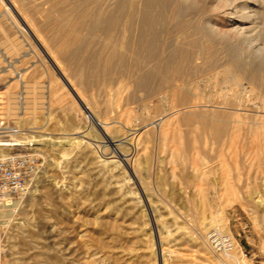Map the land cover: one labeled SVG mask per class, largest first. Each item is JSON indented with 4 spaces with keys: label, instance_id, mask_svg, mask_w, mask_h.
Segmentation results:
<instances>
[{
    "label": "bare ground",
    "instance_id": "bare-ground-1",
    "mask_svg": "<svg viewBox=\"0 0 264 264\" xmlns=\"http://www.w3.org/2000/svg\"><path fill=\"white\" fill-rule=\"evenodd\" d=\"M31 3H32V0L31 1L30 0L29 1L28 0H0V33L6 36L5 33H6V30L8 29V30H14L15 34L19 33L20 36L22 35V31H24L25 33L27 32L26 34L29 33L33 37H35V41L37 42L36 48L39 47L41 49H44L45 51L44 55H46V57L48 58L49 64L51 63L52 69L59 74V77H61L60 80L62 81V83L64 81L67 88L75 95V97L77 98V101L79 102V105H81L83 112L87 114L86 118H89L91 122L95 124V126L104 136V138L107 139L108 144L117 146V150H115L114 155L111 158L106 159L105 156H103L105 159L104 158L99 159L98 157L97 159L99 161H96L97 159L95 160V162L98 163V168L101 171L105 172L106 174V177L102 179L104 180L103 182L106 183L105 185L106 190L103 191L105 193L103 194L104 196L103 195L102 196L103 197L107 196L106 197L107 199L113 198V204H106L107 206L104 208V211L101 214L97 215L95 219L97 223L96 225L97 231L95 232V237H92L90 232L87 229H84L85 227L83 229L81 228L80 234L79 233L77 234L79 235L78 237H79V240L82 246L81 249L83 250L81 252H82V255L84 256L82 258L83 261H80V262H76V260L74 259L75 257L74 258L72 257L76 262L75 264H170V259L172 258V255H174L173 254L174 251L171 250V244L175 243V245L179 246L180 244H184V243H189V244L192 243L198 248L197 250L199 252L208 251L207 249H210V247L207 244L205 235H206V232L210 230V228L214 230H218L219 232L223 234L230 235L229 221L224 211L221 213V215L219 214V216L218 215H215V216L212 215V217L210 216L209 219L208 217L206 218L204 214L199 215L198 213V215L194 219L193 225H191L192 229L189 230V232L184 231L183 228H180L178 226L179 221H178V218L175 216V214L173 215L172 213H170V219H169L171 222L170 223L171 225H170L169 222L167 221L168 218L165 219V216L164 218H162L163 216L162 217L159 216L158 212L160 210L158 208H155L158 210L150 209L147 212L146 207H148V205L152 206V204L150 203H153V202H150V198L148 199L146 197V191H147L145 187L146 181L144 182V179L142 177L143 174L141 175V168H140L141 166L139 167V164H137V161H136L137 159L140 158V156L137 155L139 154L138 146L140 145L139 144L140 138L134 139V136L137 134L139 136L143 134L147 135L146 132H149V129H146V127H148L149 125L144 126V129H139L137 131L134 129H131V130L136 131V133L141 131L140 133H137V134L133 133V138L127 139L128 136L122 138L121 134L127 135V133L129 132L128 130L126 131L122 130V132L124 131V133L119 134L121 135V137H118L117 133L121 131L122 127L121 128L119 127L120 131L117 132L116 129L118 128H115V127H118V126H115L112 128L110 127L111 126L110 123H108V121L112 118L109 119V117L108 118L105 117L104 118L105 120L106 119L107 120L109 119V120L102 121L101 119H99L100 118L99 116H98L99 118L95 116L97 114L92 113L94 109L91 108V106L93 105L95 106L97 104L96 100L92 98L91 99L92 103L91 102H90L91 104L87 103L84 99L85 97L84 95L86 93L84 92L85 94L83 95L82 94L83 92H81V91L86 90V88L89 85L88 83H90L88 81L83 82L84 81L83 78H86L87 80V78H89L90 75L89 73L88 74L83 73L80 70L81 68H78L76 66L74 67L73 63H71V62H74L75 60L74 58L76 57V55H78L77 50L75 51V49L73 48V43L71 42L73 40H74L73 42H78V41L81 42V39H82V42L85 48L88 49V51L93 50L98 53L97 60L96 59L94 60L98 61L99 65H101L99 68L102 67L101 70L103 69L102 74L99 76L100 77L99 84H101V87L102 86L106 87L107 84L109 83V80H112L110 79L111 78L110 66L113 63H115L114 66L116 65V68H118L117 72L115 73L116 75L115 79L117 78V75H120V76L125 75V77L127 76L128 78L129 77L128 72H126L127 74L126 73L122 74V72L124 71V69L127 71L130 68L131 72L129 70L128 71L131 73L130 74L131 78L130 77L129 78L133 80L134 85L137 87L139 86L142 78H144L145 81H148L149 79L152 80L151 78H149L150 76L148 75L149 71L148 72L145 71L146 73L143 76L140 75L139 72H140L141 66H143V69L152 67L151 70L153 69L154 71L153 72L154 75L152 73L153 77L163 76L162 79L164 78L163 79L164 84H166L167 86L168 85L170 86L169 87L170 89L169 97L170 98L169 97L168 98L173 104L172 105L171 103H169L172 106V110H173L172 113L175 117L180 118V120L184 122L183 124L188 128V130L184 133L182 132L180 133V130H179V133L176 135H174V132L176 133V131L173 130L172 133L174 137H172L168 135L170 134L168 130L170 128V125H169L170 123L168 122V120H165V121L161 120L159 121L160 125L158 126V129L156 131L154 130V133L152 134L153 136L155 135L157 139L159 138L163 140V142H166L167 140H169V136L172 137L170 138L171 141L175 137L178 138L179 143H181L179 139H183L184 143L183 142L181 143L182 147L180 144L178 145H180V148H181V155H183V157L186 156L184 157L185 159L183 158L184 160L186 159L191 160V161L194 160L193 152L195 151V149H198L197 144L199 141H202L203 143H205L206 140H209V142L210 143L212 142V144H215V143L218 144L220 140H221V143H223L224 140L222 141V139H225V140H228V143L229 142L233 143L238 138L237 134L239 136H242V134L244 133L243 134L244 136L242 137H244L245 139V144L243 145L244 146L246 145L245 148L247 147V154L250 156V158L253 161L254 159L252 155L250 154L251 153L250 151L252 150V148L254 150V147H256L257 148L256 150L258 151L257 152L258 160L261 163L264 161V0H55V2L52 3L51 5L52 7L51 9H49V11L45 10L44 12L43 10V12H41L39 15L37 12L40 11V9H37V11H35L34 8L30 6ZM64 5H67V9L62 8V6L64 7ZM41 8L43 9V6ZM50 16H54L56 17V19H54L49 25L48 22L53 19V17H50ZM35 17L39 19L44 18V22L46 19L45 23L49 25V28L44 26L46 27L44 30L43 27L42 28L40 26L37 27L35 22H37L38 24V21H42L41 23L39 22L40 24H42L43 20L36 19L38 21H35L34 19ZM47 19H51V20L47 22ZM189 20H191V22ZM164 21L167 23V25H169V28L178 27L176 29L181 30V31L180 30L178 31L179 38L176 37L178 39L174 43H170V44L167 43L166 38H165V41L162 40L163 42L157 41L158 38L156 37L157 33L155 32V30L158 26L162 25L161 23H163ZM195 22H197L198 25ZM48 29L51 30V33H53L56 37L54 35L53 36L56 39H58L57 42L59 45L55 43L54 41H53L54 43L52 44L54 45L57 44V47L60 46L59 50H63L60 48L61 46H64L66 43L64 42V39H67L65 36L69 37L68 39H72V41L71 40L67 41V43L69 42L71 44L69 46V49H72V48L74 49L70 57V59L72 58L73 60L67 63V65L69 64L68 67L67 65L63 66L66 61L65 62L63 60L61 61V59L56 57L57 53L55 52H58L59 51L58 49H55L56 51L54 52L51 49V52H50V47L44 46L46 38L44 37V35H41V34L43 30L46 31ZM176 29H173V30H176ZM191 30L196 31V33H198L200 36L199 37L200 46L198 45L199 49L197 48V50L195 49L196 48L195 39L193 38L194 40L192 39V41L187 40L189 39V36H187L186 33H189V32L193 33V31ZM179 32H183L184 36L180 35ZM196 33H193V34L197 36ZM3 35H2V42L4 43L5 46L3 45L4 47H2V49L6 47V53L11 52L12 50L14 52V50L16 49L20 50L22 47H26V46H29V48L33 50V48L29 45L30 44L29 40L27 41L25 37H24V40H22V42H18L16 40L8 42L9 39L4 38ZM18 35L16 37H19ZM176 35H177V32H176ZM180 36H183V37H180ZM51 37H52V34L50 38ZM54 37L53 39H55ZM43 38H45V40ZM53 39H50V40L52 41ZM23 42H25V45H22ZM48 43H51V42H48ZM48 43H45V45H47ZM214 46L219 48V54H221L222 57L225 56L226 60L224 59L223 60L224 62L222 61L223 63L220 64L218 68L216 67V70H213L214 72L217 71L215 72V74L212 71L213 76L211 75V77L212 78L214 77L213 78L214 81L216 80V83L218 84L220 83L223 86L224 84L226 86L228 84L230 86L229 89L231 92L230 94L231 98L229 97V100L233 101V104L230 101L231 104H228V105L202 106L200 104L201 105L200 106L198 104L200 103L199 101H201L202 96H200L199 98V94H198L199 92L197 93L198 95H194L196 93L192 94V96L194 95L195 98L194 97L192 98V96L189 97L188 94L190 92H187L185 90L186 86H183L181 84L177 85L176 82L179 81L181 77L184 80L185 79L184 77L189 76L188 73L190 72V69L191 70L194 69L193 70L194 74L197 73L198 69H202V72H203L204 66L208 62L207 60L211 57L210 56L209 58H207V54L208 53L210 54L209 51L213 49ZM46 49L49 51V53L48 51H46ZM194 50H196V52ZM71 51L72 50H70L69 52ZM52 52L55 54H53ZM153 53H156L155 56H152ZM59 54H61V52ZM83 57H86V55ZM86 59L88 58L86 57ZM40 60H41V57H40ZM198 60H201L202 62L198 63ZM68 61H69V58L67 62ZM209 62H212V60L211 61L209 60ZM94 63L92 64L89 63L88 65L85 64V66L86 68L94 67L95 69V65L97 64L93 65ZM125 65H127V67L129 68L126 69ZM7 67H10V65H8ZM113 68L116 69L115 67ZM164 69L166 70L163 72ZM4 71L8 72L9 70L3 69L2 72ZM98 71H100V69ZM113 71L115 72V70ZM97 74L99 73L97 72ZM48 75H49V82L47 81V83L49 85V89L47 90L49 91V93L48 92L47 93L49 97H48L47 103L43 102L45 101L44 99H46L47 97V96L45 97V92H42V89L40 88L41 86L38 88L36 84H32L36 86L34 87L32 85H28L26 82L27 85L26 84L23 85V91L21 93L19 92L17 95L13 87H10V88L6 87L4 91H2L0 88V120L2 119V117L15 116L16 113L17 115H24V114L34 115L38 113L39 111H43V110L48 111L49 113L50 104H52V102L54 103L57 102V104H61L62 101L64 100V96H63L64 93L62 92L63 95L59 93L60 83L58 84L57 79H53L49 73ZM17 76L20 77V78L18 77V80L21 81L22 75L16 74V77ZM195 77L197 76L195 75ZM211 77L210 79H212ZM127 78H125V81L127 80ZM197 78H195V80ZM121 79L119 78V80ZM123 80L124 79H122V81ZM74 81H76L78 85L74 83ZM125 81H123V83ZM128 81H130L129 83H132L131 80L128 79ZM196 81L195 83H197ZM192 83H194V81ZM192 83L190 85H192ZM245 84H247L248 86L244 87ZM48 85H46V88ZM189 89H192V88L189 86ZM140 91L143 92V90H140ZM160 91L162 90L160 89ZM166 92L168 93V90ZM246 93H248V95L245 96V101L248 102V101H251V99L254 100L253 102H256L255 100L259 101L258 105L254 103L257 105L254 107L256 109V112H252L251 110H249V107H248L249 105L244 104L243 96L246 95ZM105 94L106 93H104L103 96H105ZM90 95H94V94H90ZM112 95L114 94H111V96ZM166 97L167 96H165V98ZM197 98L200 99L198 101L199 103H197V105L195 103L192 105L193 101L196 100ZM74 99H73V102H74ZM108 99L109 98H106V100ZM103 100L105 99L103 98ZM108 101H106L107 103H105V101L102 102L104 103L103 106L110 104V106L109 105L108 106L111 108L113 104L109 103ZM73 102H72V105L75 104ZM53 106L55 105L53 104ZM240 106L242 107V110L240 109ZM105 107L107 106H104V108ZM109 107H107V109ZM238 108L240 110H238ZM70 109L72 110L71 107ZM90 109H93V110L91 111ZM97 109L99 111L101 107L100 109L99 108ZM113 109H110V110L112 111ZM74 110L76 109L73 108V111ZM104 110H103L104 113L99 112L100 116L101 115H103V117L104 115L109 116L113 112L114 114H116L115 113L116 110L113 112H110V110H108L110 114L106 110V108ZM96 111L94 110L95 113ZM107 112L108 114L106 115ZM122 115L125 116L124 113ZM129 115H130L128 117L129 119L127 117L126 118L128 119V121H131L132 119L131 113H129ZM115 116L114 118H116ZM21 118H23V116ZM24 118H27V117L25 116ZM144 119L143 121H140V122H145ZM177 121L179 122V119ZM109 122H112V120ZM145 123L143 124L145 125ZM153 123H156V122H153ZM124 125L127 126V122ZM24 126H25V122H24ZM130 126L132 125L130 124ZM140 126H141L140 124H139V127L136 125L137 129L141 128ZM128 127L129 126H127L126 128ZM148 128H150V126ZM114 129L117 132L115 133L117 135L116 138H114L113 135L115 134L112 132V130L115 131ZM77 130L74 134H79V133L81 134V127H79V129ZM132 132L133 131H130L129 133L132 134ZM239 132L240 133L243 132V133H241L240 135ZM30 133H32V131H30ZM111 133L113 134L112 135L113 137H111ZM21 135H14L12 141L20 142L24 149L27 148L29 143H31L33 147L36 144L40 145L41 142L43 143L45 141V140L42 141L43 139H41V140H36L35 142L33 139H30L28 136H23V135L21 136ZM242 137H241V140L243 141ZM73 141L74 139H69V141L67 142V145L65 144V142H60L59 147L63 148V145H66L69 147L70 150L79 149L80 151L81 149L79 148L80 142L74 143ZM1 142H3V140H0V157L8 155L11 152L10 148L6 147L7 145ZM84 145L87 146L86 143ZM84 145L82 144V146ZM128 145L133 147V150H134L133 156L128 155V154L126 155L124 153V152L129 151V148L127 147ZM229 145L231 146L232 144H229ZM88 146L92 147L90 144ZM88 146L85 149L82 148L84 150L82 152V155H85L87 157V160L91 161L94 159L92 156L94 154V151L92 150V148H89ZM69 149L66 150L65 148L66 155L68 152L70 153ZM36 150L37 149L34 148L32 151H36ZM177 151L179 153L180 150L178 149ZM196 152L198 151L196 150ZM130 153L131 152L129 151V154ZM111 154L113 153L110 152V155ZM179 155L180 154H178V157ZM94 156L96 157V155ZM137 156L139 158H137ZM191 161H188V162L191 163ZM261 166L262 164H260V167ZM66 167L68 169V166ZM260 171H262V174H264L263 166L261 167ZM196 172H200L199 176L201 175L205 176L208 174H212L213 171L208 170L204 172V171L199 170ZM128 173L131 175V177H133V180L135 183H131L133 182V180L132 178L129 177ZM81 177H84V176L81 175ZM82 184H83V181H82ZM134 184L135 186L139 187V189H141V192L143 193V197L142 196L138 197V193L134 192V190L136 191V187H132ZM78 192L79 191H77L76 193ZM81 195L82 193L79 194L80 198L85 199V196L81 197ZM232 196H236V195L234 194ZM141 197L143 198V200L141 199ZM239 200L241 202L242 207L245 209H248L250 207L254 208L256 207L255 206L256 204L258 205L261 202L260 200L255 201V198H248V197H244ZM232 202L233 201L231 200V204ZM10 203L11 202L7 203L5 207L7 208V205H9ZM262 207H264V205ZM150 208H154V207L152 206ZM135 212L137 213V216L139 217L142 214L145 216V218L150 217L149 219L148 218L146 219L147 223L143 220L145 222V225H143V228L140 227V225L138 228L133 227L134 226L133 219L135 218L132 217V214ZM169 212H170V209H169ZM5 213H7V211H4V217H7ZM150 222L153 223V227L150 224ZM4 224L7 225L8 221H5ZM172 225L174 226V229L173 228L171 229ZM154 230L158 236L157 243L159 245V248H156L155 244L151 243V240H150L151 235L154 234L152 233V231ZM54 239L56 238L54 237ZM142 241L145 246L144 248H142L143 250H141L140 252V249H139L140 247L138 248V243ZM164 245L165 247L166 246L167 247L164 248ZM210 251L212 252V254L211 252L210 253L202 252V254L199 257L200 260H203L207 263L209 262V264H252L246 260L245 255L242 252V248L239 245H236L235 250L230 254H215L211 249ZM209 254H211L212 256ZM221 258H223V260ZM143 260L146 262L143 263ZM21 264L23 263L21 262ZM38 264H45L44 259L43 260L41 259V261H39Z\"/></svg>",
    "mask_w": 264,
    "mask_h": 264
},
{
    "label": "rangeland",
    "instance_id": "rangeland-1",
    "mask_svg": "<svg viewBox=\"0 0 264 264\" xmlns=\"http://www.w3.org/2000/svg\"><path fill=\"white\" fill-rule=\"evenodd\" d=\"M53 2H55V0H47V2L46 0H32V3H31L32 5L30 4V6H32L35 11H37V9H40V11L37 12L39 15L41 12H43V10L44 12L45 10L49 11V9H51L52 7L51 5ZM42 6H43V9L41 8ZM62 8L67 9V5H64V7L62 6ZM36 17L34 18L35 21L43 20V23H42L43 25L40 24L42 21H38V24L37 22H35V24L37 25V27L38 26H40L41 28L43 27L44 30L46 27L49 28L50 23L54 19H56V17L50 16V17H53V19L52 18H51L52 20L47 19V22L51 20L48 22L49 24L48 25L47 23H45L46 19L44 22V18L39 19ZM189 21L191 22V20ZM161 24L162 25L158 26L159 28L157 27L155 30V32L157 33L156 37L158 38L157 41L158 42H161L162 40L165 41V38H166L167 43L169 44L174 43L179 38L178 31L180 29L177 30L176 28L178 27L169 28V25H167L165 21ZM167 26L169 29L167 28ZM173 29H176L177 31ZM44 30H43L44 33L42 32L41 35H44V37L46 38V41L49 40L48 42H51V43H48L45 41V43H48V44L45 45L44 43V46H47V47L49 46L50 52H51V49L53 52L56 51L55 49L59 50L60 46L57 47L58 39L55 38L56 36L53 33H51V30L49 29L46 31ZM175 31L177 32V35ZM26 33L22 31V35L20 36L19 33L15 34L14 30H8V29L6 30V33H5L6 36L0 33V46H1L0 47V88L1 90L4 91L6 87L8 88L13 87L17 95L19 92L21 93L23 91V85L26 84V82L28 85L36 84L38 88L41 86L40 88L42 89V92H45V97L46 96L47 97L46 99H44L45 101L43 102L47 103L48 97H49L48 96L49 91L47 90L49 89V85L47 83V81L49 82V75H48L49 73L53 79H57L58 84L60 83L59 93L61 95H63L64 93L63 95L64 100L62 101V103L60 102L61 104H57V102L55 103L52 102V104H50L49 113L48 111H45V110L39 111L38 113L34 115L32 114L31 115L29 114L28 115L26 114L17 115L16 113L15 116L2 117V119L0 120L1 126L15 128L20 131L19 135L22 134L23 136H28L30 139H33L35 142L36 140H41V139H43L42 141L45 140L43 143L41 142L40 145L36 144L35 146L31 147L30 150H28L27 152V153H32L36 155L37 158L39 159L40 167H39V173L37 177L30 184V186L28 187L25 193H23L22 195L16 197L15 199L11 201V203L9 204L10 207L9 205H7V208L4 207V211H7V213H5L7 217H4V212H3V220L8 221V224H7L8 226L4 224L6 240H5V247H4V258H3L2 264H12V263L21 264V262L23 264H38L39 261H41V259L42 260L44 259L45 264H58V263L59 264H75L76 262L83 261L82 258L84 256L82 255V252H81L83 250L81 249L82 247L81 242L78 237L79 235L77 234L78 233L80 234L81 228L83 229L85 227L84 229H87L90 232L91 236L95 237V232L97 231V226H96L97 223L95 219L97 215L101 214L104 211V208L107 206L106 204H113V198L107 199L106 198L107 196L103 197L104 196L103 194L105 193L103 191L106 190L105 189L106 183L103 182L104 180L102 179L106 177V174L105 172L101 171L98 168V163L95 162V160L98 157L99 159H103L104 158L103 156H105L106 159L111 158L114 155L115 150H117V146L108 144L107 139L104 138V136L95 126V124H93V122H91L89 118H86L87 114L83 112L81 105H79V102L77 101V98L75 97V95L67 88L64 81L62 83V81L60 80L61 77H59V74L52 69L51 63L49 64L48 58L46 57V55H44L45 54L44 49H41L39 47L36 48L37 42L35 41V37H33L29 33H28L29 34L28 36V34ZM50 33L52 34L51 38H50L51 36ZM193 33H196V31H193ZM193 33L192 32L186 33L187 36H189V39L187 40L192 41V39L194 38L196 41L195 49L197 50V48L199 49L198 45L200 46V42H199L200 36L198 33H196L197 36H195ZM179 34L184 36L183 32H179ZM2 35L4 38L9 39L8 42L15 41V40L18 42H22V40H24V37H25L27 41L29 40L30 44L29 43L28 44L33 48V50L30 49L29 46H26V47H22L20 50L16 49L14 50V52L12 50L11 52L6 53V47L2 49V47L5 46L4 43L2 42ZM17 35L19 37H16ZM183 36H180V37H183ZM53 37L55 39H53ZM65 37L67 38V39H64V42L66 43L65 45L64 44L63 45L65 47L61 46L60 49H63V50H59V51L57 50L58 52H55L57 53L56 57L61 59V61L62 60L64 62L66 61L65 64L63 62L64 65L62 64L63 66H66L67 63L73 60L72 58L70 59V57L74 49L75 51L77 50L78 55H76V57L74 58L75 59L74 62H71V63H73L74 67L76 66L78 68H81L80 70L83 73L85 74L89 73L90 75L89 78H87V80L86 78H83L84 80L83 82L85 81L90 82L88 83L90 86L88 85L86 90L81 91V92H83L82 93L83 95L86 93L84 95L85 96L84 99L87 103L91 104L92 98L96 100L97 104L95 106L90 105L91 108H93L95 111L97 110L95 113L93 109H90L91 111L93 110L92 113L97 114L95 116L96 117L99 116L100 118L99 117L98 118L101 119L102 121H108L110 118H112L109 121L112 120V122L115 123L116 125L108 121V123H110L111 125L110 127L113 128L115 126H118V127H115V128H118L116 129L117 132L120 131V128L122 127L120 132L117 133L115 129H114L115 131L112 130V132L114 134L117 133L118 137H121L122 135V138L126 136H128L127 139L133 138V133H136L137 130L144 129V126H147V125L150 126V128H148L149 126L146 127V129H149V132H146L147 135L143 134L139 136L137 134L141 132L139 131L136 133L137 135L134 136V139L140 138L139 139L140 145L138 146L139 154H137L138 156H140V158L137 156V158L139 159H137L136 161H137V164H139V167L141 166L140 167L141 175L143 174L142 177L144 179V182L146 181L145 187H146V190L148 191V192L146 191V197L148 199L150 198V202H153L150 204H152V206L154 207V208H150L152 206L148 205L149 208L146 207L147 212L150 209L154 210L155 208H158L160 210L158 212L159 216L160 217L163 216L162 218H164L165 216V219L168 218L167 221L169 222V224L171 223L169 220L170 213H172L173 215L175 214V216L178 218V221H179L178 226L180 228H183L184 231L189 232V230L192 229L191 225H193L194 219L198 215V213L199 215L204 214V216H206V218L208 217L209 219L210 216L211 217L212 215L219 216V214L221 215V213L224 211L229 221L230 235L236 241V245H239L242 248V252L244 253L246 260L252 264H264V207H262L264 205L263 204L264 202V174H262V171H260L261 167L262 166L264 167V161L261 163L259 162L258 156H257L258 151L256 150L257 149L256 147H254V150L252 148V150L250 151L251 152L250 154L252 155L254 159L252 161L250 156L247 154V147L245 148L246 145L245 146L243 145L245 144V139L244 137H242L244 136L243 135L244 133L241 132L243 133L242 136H239L237 134L238 138L233 143H230V142L228 143V140H225V139H222V141L224 140L223 143H221V140H220L218 144H216L215 142H213L215 144H212V142L210 143L209 140H206L205 143H203L202 141H199L197 144L198 149H195V151L193 152L194 160L193 158H192L193 161L188 160V159H186L187 161L184 160L185 159L184 157L186 156L183 157V155H181V148H180V145L182 147L181 143L182 142L184 143V140L179 139L181 142L179 143L178 138L175 137L174 138L175 141L174 139H172L171 141L170 138L174 137L172 133L173 130L176 131V133L174 132V135H176L179 133V130H180V133L181 132L184 133L188 130V128L183 124L184 122L180 120V118L175 117L172 113L173 111L172 106L169 104V103L172 104V102L169 100L170 98L169 97V90H170L169 87L170 86L169 85L167 86L166 84H164V81H163L164 78L162 79L163 76L153 77L154 71L153 69L151 70L152 67L143 69V66H141L142 68L140 67V72H139L140 75L143 76L146 72L149 71L148 75H150L149 78H151L152 80L149 79L150 81L149 80L145 81L144 78H142L139 86L137 87L134 85L133 80L130 79L131 70L129 67H127L128 64L125 65V68L126 69L129 68L128 70L130 72L124 69L122 74L128 72V76L130 78L129 77L127 78V76L125 77V75L123 76L121 74L122 76L117 75V78L115 79V76H116L115 73L117 72L118 68H116V65L114 66L115 63H113L110 66V70H111L110 79L112 80H109V83L107 84L106 87H103V86L101 87V84H99V80H100L99 76L102 74L103 69L101 70L102 67L99 68L101 65H99L98 61H96L98 57L97 55L98 53L93 50L88 51V49L85 48L81 38H80L81 42L80 41L73 42L74 40L72 41V39H68L69 37L67 36ZM45 38L43 39L45 40ZM49 38L53 40L51 41ZM70 40L72 41L71 43H73L74 49L72 47H70L72 49H69V46L71 44L69 42L67 43V41H70ZM53 41L57 44L55 45L52 44L54 43ZM22 45H25V42H23ZM213 49L209 51L210 54L209 53L207 54V58L211 56L210 57L211 59L209 58L207 60L208 62L204 66L203 72H202V69H198L197 73L194 74L193 73L194 69L193 70L190 69V72L188 73L190 77L189 76L184 77L185 78L184 80L181 77L180 80L176 82L177 85L181 84L183 86H186L185 90L187 92H190L189 94L187 93L189 97H191L192 94L194 93H196L194 95L199 94V98L200 96H202L201 101H199L200 99L197 98L196 100L193 101L192 105L194 103L197 105V103L199 102L200 103L198 105L201 104L202 106H213V105L222 106V105L231 104V102L233 104V101L229 100V97L231 94L230 89H229L230 86L228 84L227 86L225 84L223 86L220 83L219 85L218 83H216V80L214 81L213 79L214 77L213 78L211 77V75L213 76L212 71L216 70V67L218 68L219 65L222 64L224 62L223 60L226 58L225 56L222 57L221 54H219L218 47L214 46ZM68 50L69 51L72 50V51L69 52ZM196 50L194 51L196 52ZM46 51L48 50L46 49ZM60 52L61 54H59ZM155 54L156 53H153L152 56H155ZM85 55L88 59H86V57H83ZM40 57H41V60H40ZM68 58H69V61L67 62ZM209 60L210 61L212 60V62H209ZM8 61L13 64V68L7 67ZM201 62H202L201 60H198V63H201ZM89 63L91 64L94 63L93 65L97 64L95 65V69L94 67L86 68L85 64L88 65ZM111 67L112 68L115 67L116 69L114 68L112 69ZM98 68L100 69V71H98L99 70ZM3 69H8L9 71L2 72ZM113 70H115V72ZM165 70L166 69H164L163 72ZM97 72L99 74H97ZM16 74L22 75L21 81H19L16 78ZM195 75L198 78L195 77ZM118 77L120 79L121 78L124 79L123 81H125V78H127V80L123 83L122 79L119 80ZM210 77L212 79H210ZM195 78H197L196 79L197 81L195 80ZM128 79L131 80L132 83H129L130 81H128ZM193 81L194 83H192ZM195 81L197 83H195ZM74 83L77 84L76 81H74ZM191 83L192 85H190ZM63 84L66 86V88ZM46 85H48L47 88H46ZM245 85L244 87L248 86L247 84ZM32 86L36 87L35 85H32ZM189 86L192 89H189ZM138 89L143 90V92ZM160 89L162 91H160ZM167 90H168V93L166 92ZM89 93L94 94V95H90ZM104 93H106L105 96H103ZM110 93L114 95L111 96ZM194 95L192 96V98L194 97ZM247 95L248 93H246V95L243 96L244 104L249 105L248 106L249 110H251L252 112H256V109L254 107L258 105L259 101L255 100L256 102H253L254 100L251 99L252 102L248 101L250 102L248 103L247 101H245V96ZM65 96H67L68 99ZM165 96L167 97L165 98ZM103 98L105 100H103ZM106 98H109L108 99L109 101L106 100ZM73 99H74V102H73ZM104 101L105 103H107L106 101H108L109 103L113 104L111 108L109 107L110 104H108L109 106L108 105H104V106H107L110 109L114 108L111 111L109 108L107 109V107H105L106 110L107 111L110 110V112H113L116 110L115 111L116 114H114V112L110 114V112L108 111L110 114L109 116L107 115L108 112L106 113L107 116L105 115L104 117L103 115L100 116V113L102 112L104 113L105 111L104 110L105 108L103 106L104 103H102ZM72 102L75 104L72 105ZM254 103H256L257 105ZM53 104L55 106H53ZM70 107L72 108V110L70 109ZM73 108L76 110L73 111ZM97 108H99L100 110L98 111ZM240 109L242 110L241 106H240ZM240 109L238 108V110ZM123 113L125 116L122 115ZM129 113H131V118L133 119V120L131 119V121H128L129 119L128 117L130 116ZM22 116L23 118H21ZM25 116L27 118H24ZM114 116L116 118H114ZM105 117L106 118L109 117V119L105 120L104 119ZM176 118L177 120L179 119V122L176 120ZM143 119L148 124L145 122H140V121H143ZM161 120H164V121L168 120V122L170 123L169 124L170 128L168 129L170 134L168 135L172 137L169 136V140H167L166 142H163V140L159 138L157 139L155 135L153 136L152 134L154 133V130L156 131L158 129V126L160 125L159 121ZM24 122H25V126H24ZM126 122H127V126H129L128 128H126L127 126L124 125L126 124ZM153 122H156V123H153ZM129 123L132 126H130ZM143 123H145V125ZM139 124L141 125L140 126L141 128L137 129L136 125L139 127ZM79 127H81V134L80 133L74 134L76 130L79 129ZM131 129H134L136 131L131 130ZM122 130L124 131L128 130L129 132L130 131H133V132L132 134L128 132L127 135H125V134H121V133H124V131L122 132ZM30 131H32V133H30ZM241 133L239 132L240 135ZM112 135L113 134L111 133V137L113 136L114 138L117 137L116 134H115L116 136L115 135L112 136ZM62 136L64 139L62 138ZM241 137L243 141L241 140ZM69 139H74L73 141L74 143L80 142V146H79V148H81L80 151L79 149L70 150L69 147L66 146ZM60 142H65L66 145H63V148L59 147ZM83 142H85L87 146L89 144L92 146V147L88 146L89 148H92V150L94 151V154L92 155L94 159L91 161H88L87 157L85 155H82V152L84 151L83 149L87 147L84 145L85 143ZM82 144L84 146H82ZM229 144H232V145L230 146ZM127 147L129 148V151L132 154L131 153L129 154V151L124 152V153L126 155L128 154V155L133 156L134 155L133 147L130 145H128ZM34 148H36L39 151L37 150L32 151ZM65 148L66 150L68 149L70 150V153L68 152L67 155L65 152ZM130 149H132L133 151ZM176 149L180 150L179 153ZM196 150L198 152H196ZM175 151L177 154L175 153ZM110 152L113 154L110 155ZM178 154H180L179 157H178ZM94 155H96V157ZM96 161H99V160L97 159ZM188 161H191V163L194 165H192ZM260 164H262L261 167H260ZM66 166H68V169ZM195 169L196 171L201 170V171L206 172L208 170L209 171L212 170L213 172L212 174H208L205 176L204 175L199 176L200 172H196ZM81 175L84 177H81ZM128 175L133 180V177H131L129 173ZM81 180L83 181V184ZM131 183H135L134 180ZM132 187H136V191L134 190V192L138 193V197L139 196L143 197V193L141 192V189H139V187L135 186V184ZM76 190L79 192L76 193L77 192ZM81 193H82L81 197L85 196V199L80 198L79 194ZM234 194L236 196H232ZM142 197L141 199L143 200ZM244 197L255 198V201L260 200L261 202L258 205L256 204L255 205L256 207L254 208L250 207L248 209H245L242 207L241 202L239 200ZM231 200L233 201L232 204H231ZM227 204L230 206H228ZM11 205H13L14 207ZM158 209H155V210H158ZM169 209H170V212H169ZM132 217L135 218L133 219L134 228H138L139 225L140 227L143 228V225H145V222L147 223L146 219L150 218V217L145 218L143 214L139 217L137 216L136 212L132 214ZM150 224L153 227V223L150 222ZM172 228L174 229L173 225L171 226V229ZM210 230L212 229L210 228ZM210 230H208L206 234ZM152 233L154 234L151 235V238H150L151 243L155 244L156 248H159V245L157 243L158 236L155 233V230L152 231ZM54 237L57 240L54 239ZM144 246L145 245L143 241L138 243V248L140 247L139 248L140 252L141 250H143L142 248H144ZM166 247L164 245V248ZM197 249L198 248L192 243L190 244L184 243V244H180L179 246L175 245V243L171 244V250L174 251L173 253L174 255H172V258L170 259V264H202V263L209 264V262L207 263L203 260H200L199 257L202 254V252L210 253L211 252L210 249H207L208 251H200V252ZM72 257L73 258L75 257L74 259L76 260V262ZM221 259L223 260V258ZM145 262L146 261L143 260V263Z\"/></svg>",
    "mask_w": 264,
    "mask_h": 264
},
{
    "label": "built area",
    "instance_id": "built-area-1",
    "mask_svg": "<svg viewBox=\"0 0 264 264\" xmlns=\"http://www.w3.org/2000/svg\"><path fill=\"white\" fill-rule=\"evenodd\" d=\"M10 68L13 64L8 61ZM19 75V74H18ZM19 76L16 78L18 79ZM20 78V77H19ZM15 128L0 125V140L10 148L8 155L0 157V264L3 263L5 247V227L3 220L4 207L16 197L25 193L39 173V159L32 153H27L31 143L23 148L20 142H13V136L19 135ZM206 241L215 254H230L236 248V241L231 235L218 230H210Z\"/></svg>",
    "mask_w": 264,
    "mask_h": 264
}]
</instances>
